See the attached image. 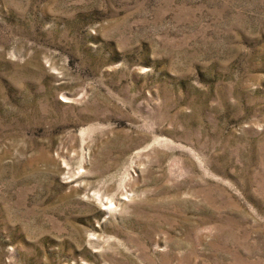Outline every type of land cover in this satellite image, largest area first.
<instances>
[{"label":"rangeland","instance_id":"1","mask_svg":"<svg viewBox=\"0 0 264 264\" xmlns=\"http://www.w3.org/2000/svg\"><path fill=\"white\" fill-rule=\"evenodd\" d=\"M0 264H264V0H0Z\"/></svg>","mask_w":264,"mask_h":264}]
</instances>
